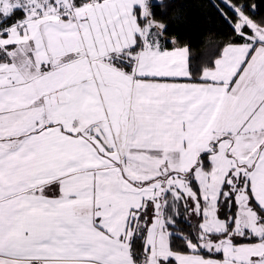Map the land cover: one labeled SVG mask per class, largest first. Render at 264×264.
Segmentation results:
<instances>
[{"label": "snow or ice", "instance_id": "obj_1", "mask_svg": "<svg viewBox=\"0 0 264 264\" xmlns=\"http://www.w3.org/2000/svg\"><path fill=\"white\" fill-rule=\"evenodd\" d=\"M175 2L0 0V264H264V0Z\"/></svg>", "mask_w": 264, "mask_h": 264}, {"label": "trees", "instance_id": "obj_2", "mask_svg": "<svg viewBox=\"0 0 264 264\" xmlns=\"http://www.w3.org/2000/svg\"><path fill=\"white\" fill-rule=\"evenodd\" d=\"M213 0H176L169 8L173 15L179 10L181 19L171 27L178 38L192 49L195 56H209L225 31ZM159 11V10H158ZM213 43H209V41Z\"/></svg>", "mask_w": 264, "mask_h": 264}]
</instances>
